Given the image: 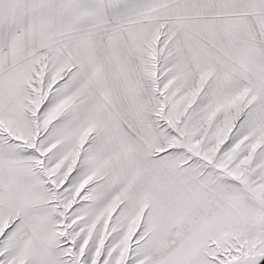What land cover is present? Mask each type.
Wrapping results in <instances>:
<instances>
[{
	"label": "crops",
	"instance_id": "obj_1",
	"mask_svg": "<svg viewBox=\"0 0 264 264\" xmlns=\"http://www.w3.org/2000/svg\"><path fill=\"white\" fill-rule=\"evenodd\" d=\"M76 227L99 264H264V0H0V264H73Z\"/></svg>",
	"mask_w": 264,
	"mask_h": 264
},
{
	"label": "rangeland",
	"instance_id": "obj_2",
	"mask_svg": "<svg viewBox=\"0 0 264 264\" xmlns=\"http://www.w3.org/2000/svg\"><path fill=\"white\" fill-rule=\"evenodd\" d=\"M48 174L46 173V171H44V191L45 192H49L50 190V179H49V175H47V177H45V175ZM49 198V196H48ZM47 208H49V204L46 206ZM44 214H50V211L47 209H44ZM42 229V234L48 236L49 233H51V227H43ZM82 227H76L74 229L75 232V243H74V253H75V258L73 260H69L73 261V264H99V260L98 259H91L88 257H85V255H88V252H84L83 251V247H84V242H83V237H82ZM60 231V229H59ZM66 243V242H65ZM65 243H64V248H65ZM43 248L46 251V253H43L44 257L42 258V260H35L36 264H65L63 262H66L67 259H56L53 257L54 253L56 252L57 249L54 248V245L50 242H45L43 243ZM2 249V244H0V250ZM66 250V248H65ZM22 261V260H21ZM26 264H34V260H30L27 259L26 260Z\"/></svg>",
	"mask_w": 264,
	"mask_h": 264
}]
</instances>
